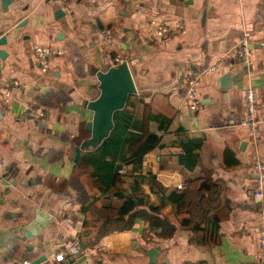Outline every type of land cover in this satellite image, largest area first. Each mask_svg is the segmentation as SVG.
<instances>
[{
    "label": "crops",
    "instance_id": "1",
    "mask_svg": "<svg viewBox=\"0 0 264 264\" xmlns=\"http://www.w3.org/2000/svg\"><path fill=\"white\" fill-rule=\"evenodd\" d=\"M263 16L264 0H13L5 11L0 2V86L11 91L9 103L0 104V264L39 255L45 259L37 264H150L144 253L149 248L157 250L151 264L254 263L257 231L264 228V196L253 197L252 170L254 163L264 165ZM151 21L167 31L159 36ZM101 29L110 34L109 46ZM243 31L251 39L247 64L228 55ZM34 45L61 51L45 72L35 63ZM111 53L125 59L135 87L112 115L114 165L129 157L130 143L143 134L156 135L159 146L137 164L124 163L127 172L113 183L84 175L71 186V140L85 132L92 114L85 104L99 92L87 69L104 71L113 65ZM212 63L216 69L202 75L196 88L200 107L191 110L185 71ZM248 86L258 93L257 137L238 125ZM194 141L197 159L185 166L184 146ZM85 154L102 156L98 147L80 152ZM192 180L195 191L201 187L192 212L216 219L207 226L211 237L197 244L179 226L167 197ZM117 191L142 199L133 202L135 209L157 208L175 225L173 234L158 238L136 218L127 230L108 231L88 248L80 245L76 257L53 260L72 239L80 242L83 207L101 210L104 219L116 214L123 202Z\"/></svg>",
    "mask_w": 264,
    "mask_h": 264
},
{
    "label": "trees",
    "instance_id": "2",
    "mask_svg": "<svg viewBox=\"0 0 264 264\" xmlns=\"http://www.w3.org/2000/svg\"><path fill=\"white\" fill-rule=\"evenodd\" d=\"M111 54V60H113L116 53ZM85 138H87V134L81 129L79 135L71 140L72 146H78ZM198 142L199 141H194L192 144L184 146V153L181 157V161L185 166H188L189 164L192 165L196 161L197 157L193 151L197 149ZM131 143L134 145L133 149ZM131 143L128 148L130 151L129 157L124 159L120 156L121 165H125L124 163H127L130 159L134 160L135 164H137L145 152L159 146V141L156 135L149 133L137 137V139ZM98 151L102 154L101 157H96L91 154H85L82 157L79 156L77 162L73 166L72 173L67 180L71 186L78 184L79 177L84 175L97 178L96 182L99 180L100 184L103 182L113 183L115 178L120 175L116 172L120 165H114L115 157L113 154L116 150L111 147L109 137H107L104 144L98 146ZM88 166L94 168V170L92 169L93 171L86 173ZM65 182L66 181H63L62 185ZM193 183L194 181L192 180L185 186V189L181 188L170 191L167 197L169 198L178 218L179 226L182 228H188L191 231V242L197 244L198 242L204 243L207 237H211V235L207 234V226L215 224L216 219L213 218L210 221L207 215H196L192 212L195 193L197 191V194H199L201 188L197 187L195 191ZM60 187L61 185H58V188ZM116 194L123 199V202L116 214L107 219H104L105 214L99 209L91 206L82 208L84 219L81 226V239L79 245L88 248L94 245L98 241V238L108 231L127 230L131 227L133 220L136 218L147 222L149 228L155 231L154 234L158 238H168L175 231V225L169 219L157 215V208L149 206L147 209H135L133 204L134 196H131L130 194L124 195L122 191H117ZM137 200L139 205L143 203L142 199L137 198ZM93 228L96 230H93Z\"/></svg>",
    "mask_w": 264,
    "mask_h": 264
},
{
    "label": "built area",
    "instance_id": "3",
    "mask_svg": "<svg viewBox=\"0 0 264 264\" xmlns=\"http://www.w3.org/2000/svg\"><path fill=\"white\" fill-rule=\"evenodd\" d=\"M151 24H154L156 28V33L161 36L167 31V27L164 23L151 21ZM176 29L179 32H183L182 25L179 22H176ZM261 33L264 35V16L262 17V28ZM100 38L108 44L111 43L110 34L106 29L100 30ZM59 49L52 48L47 45H34L32 47V54L35 60L36 65L39 70L45 72L48 69L49 62L52 57L60 54ZM228 55L237 57L241 62L247 64L251 57V39L249 33L243 31L239 37L237 44L232 50L228 51ZM121 62H126L125 59L115 56L113 58V65H116ZM218 63H212L207 67L199 70V72L194 73L191 70L185 71V89L184 97L187 100V106L191 110H197L200 107L199 99L196 96V88L199 84L200 77L209 71L216 69ZM243 97V107L244 113L242 118L238 121V125L246 128L251 136L257 137L259 134L260 120L258 118V93L253 87H246L242 93ZM11 98V91L7 86H0V104L7 105ZM252 170L255 174L254 179V191L253 197L263 198V188H264V165L261 163H254L252 165ZM116 172L120 175H123L127 172L126 165H120ZM103 243L107 246L110 243L109 235L102 237ZM257 240H258V254L255 258L254 263L252 264H264V228H260L257 231ZM82 248L79 245V242L76 238L72 239L68 245L60 249L57 253L54 254L53 260L63 261L66 259H72L77 255L82 253ZM3 264H13V263H3ZM14 264H29V260L23 259L19 263Z\"/></svg>",
    "mask_w": 264,
    "mask_h": 264
},
{
    "label": "water",
    "instance_id": "4",
    "mask_svg": "<svg viewBox=\"0 0 264 264\" xmlns=\"http://www.w3.org/2000/svg\"><path fill=\"white\" fill-rule=\"evenodd\" d=\"M11 1L13 0H0L4 11ZM57 13L58 11L55 14ZM4 43L5 35L0 34V45ZM4 54V51L0 49V59ZM87 73L95 76L99 92L93 100L87 101L85 104V108L92 113L90 120L84 123V131L88 136L73 148V164L77 162L81 151L102 144V140L108 137L111 130L113 113L123 109L128 96L135 94V87L126 62L116 65L108 64L104 71L88 67ZM133 202L137 203L135 200ZM144 253L148 256L149 263H153L157 250L149 248L144 250ZM44 259V255H39L29 261V264H37Z\"/></svg>",
    "mask_w": 264,
    "mask_h": 264
}]
</instances>
